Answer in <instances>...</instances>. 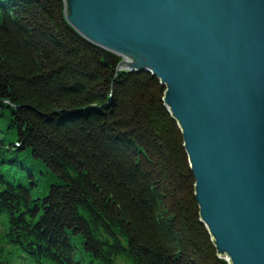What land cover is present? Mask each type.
Masks as SVG:
<instances>
[{
    "label": "trees",
    "instance_id": "1",
    "mask_svg": "<svg viewBox=\"0 0 264 264\" xmlns=\"http://www.w3.org/2000/svg\"><path fill=\"white\" fill-rule=\"evenodd\" d=\"M121 60L63 0H0V264H230L167 87Z\"/></svg>",
    "mask_w": 264,
    "mask_h": 264
},
{
    "label": "water",
    "instance_id": "2",
    "mask_svg": "<svg viewBox=\"0 0 264 264\" xmlns=\"http://www.w3.org/2000/svg\"><path fill=\"white\" fill-rule=\"evenodd\" d=\"M63 7L74 30L122 57L114 78L119 70L160 78L219 255L264 264V0H63Z\"/></svg>",
    "mask_w": 264,
    "mask_h": 264
},
{
    "label": "rangeland",
    "instance_id": "3",
    "mask_svg": "<svg viewBox=\"0 0 264 264\" xmlns=\"http://www.w3.org/2000/svg\"><path fill=\"white\" fill-rule=\"evenodd\" d=\"M122 58V57H121ZM224 257V256H223ZM225 258H226V256H225ZM120 264H122V262H120Z\"/></svg>",
    "mask_w": 264,
    "mask_h": 264
},
{
    "label": "bare ground",
    "instance_id": "4",
    "mask_svg": "<svg viewBox=\"0 0 264 264\" xmlns=\"http://www.w3.org/2000/svg\"><path fill=\"white\" fill-rule=\"evenodd\" d=\"M53 253H54V252H53ZM53 253H52V254H53ZM56 258H57V257H56ZM59 260H60V259H59ZM63 260H64V259H63ZM67 262H68V261H67Z\"/></svg>",
    "mask_w": 264,
    "mask_h": 264
}]
</instances>
